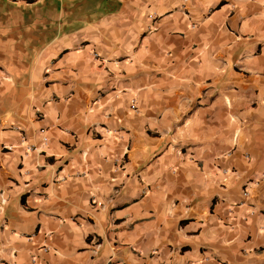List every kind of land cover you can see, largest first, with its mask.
I'll return each mask as SVG.
<instances>
[{"label": "crops", "instance_id": "crops-1", "mask_svg": "<svg viewBox=\"0 0 264 264\" xmlns=\"http://www.w3.org/2000/svg\"><path fill=\"white\" fill-rule=\"evenodd\" d=\"M0 264H264V0H0Z\"/></svg>", "mask_w": 264, "mask_h": 264}, {"label": "built area", "instance_id": "built-area-1", "mask_svg": "<svg viewBox=\"0 0 264 264\" xmlns=\"http://www.w3.org/2000/svg\"><path fill=\"white\" fill-rule=\"evenodd\" d=\"M94 55H96V54L94 53ZM132 107H134V104L132 105ZM43 140L46 141V138H43ZM242 194H243L244 196H247V195H248L247 190L244 189V191L242 192ZM44 250L47 251L48 248H44Z\"/></svg>", "mask_w": 264, "mask_h": 264}]
</instances>
